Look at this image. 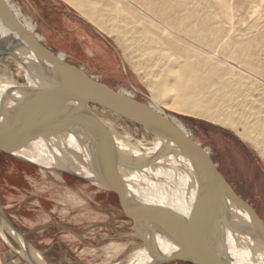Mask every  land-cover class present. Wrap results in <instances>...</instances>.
I'll use <instances>...</instances> for the list:
<instances>
[{
  "label": "water",
  "instance_id": "water-1",
  "mask_svg": "<svg viewBox=\"0 0 264 264\" xmlns=\"http://www.w3.org/2000/svg\"><path fill=\"white\" fill-rule=\"evenodd\" d=\"M0 18L5 27L0 34V56L9 54L14 58L21 52L33 74L50 81L37 96H20L0 104V152L48 170L68 173L117 194L136 234L153 255L149 264H264L263 218L231 185L206 149L148 103L115 90L82 67L61 59L25 26L8 0H0ZM66 99L82 101L87 107L68 104ZM93 104L107 107L152 132L155 128L148 120L159 121L183 157L187 166L183 171L188 178L182 181L177 176L172 183L162 181L163 185L157 187L160 195L178 196V201L171 203L163 198L145 208L169 240V253L161 250L143 207L131 195L136 193L132 185L141 193L149 181L158 183L146 173L155 161L137 159L133 150L124 149L119 135L91 111L89 106ZM68 110L76 116L67 115ZM35 144H42L60 162L41 165L18 153ZM132 172L140 176L133 184L128 180ZM0 220L17 237H24L1 207Z\"/></svg>",
  "mask_w": 264,
  "mask_h": 264
},
{
  "label": "bare ground",
  "instance_id": "bare-ground-1",
  "mask_svg": "<svg viewBox=\"0 0 264 264\" xmlns=\"http://www.w3.org/2000/svg\"><path fill=\"white\" fill-rule=\"evenodd\" d=\"M75 1L70 2L77 9H85L86 6L87 13L97 16L96 18L99 16L102 21L107 20V14L103 11L112 12L110 4L103 0ZM138 2L144 10L139 26L135 28L137 33L142 35L139 46L143 58L139 61V68L145 70L150 78L152 98L188 115L235 126L238 130L241 127V133L245 138H252L257 144L264 145L262 55L264 0H197V3H190L188 0H138ZM12 9L16 13L15 9ZM83 13L85 15V12ZM99 27L107 30L103 23H100ZM4 32L5 27L0 18V34ZM14 58L17 61L18 72L24 76V82L9 73L0 74V104L10 103L20 96H37L41 93L42 86L50 83L49 80L33 74L23 53L19 52ZM58 83L59 81L56 84ZM206 94L211 96L208 100L205 99ZM38 96L44 97L42 94ZM169 96L172 97V101L168 104L166 100ZM215 101L223 105L215 106L213 105ZM66 102L87 107V104L75 99H66ZM89 107L93 113L103 117L106 127L119 135L122 139L119 141L124 149L133 150V155L137 159L155 161L154 166L148 168L146 173L158 183L149 181L150 184L140 190L141 193L132 185L136 193L131 195L143 207L147 224L156 236L161 250L169 253L172 250L169 240L163 236L155 219L145 208L150 202L161 201L163 198H168L171 203L178 201V196L160 195L157 187L163 185L162 181L172 183L177 180V176L182 181L188 178L183 171L187 166L172 136L154 119L148 120L155 128L152 132L146 126L125 119L107 107L96 104ZM157 112L169 118L183 131L167 114ZM65 113L76 116L70 110ZM108 113L144 130L151 137V140L148 139L151 146L139 139L134 141L130 133L119 134L116 122L107 116ZM18 153L41 165L51 166L60 162L53 158L42 144L30 145ZM161 165L169 166L170 169ZM128 175V180L132 184L140 177L135 172ZM162 189L164 190V187ZM152 256L146 249L134 263L129 264H148L153 260Z\"/></svg>",
  "mask_w": 264,
  "mask_h": 264
},
{
  "label": "rangeland",
  "instance_id": "rangeland-1",
  "mask_svg": "<svg viewBox=\"0 0 264 264\" xmlns=\"http://www.w3.org/2000/svg\"><path fill=\"white\" fill-rule=\"evenodd\" d=\"M70 1L8 0L18 17L24 23L27 22L30 29L60 58L82 67L97 80L115 90L133 98L135 96L138 101L148 103L153 109L167 114L184 133L189 134L209 152L231 185L253 205L264 220L263 143L258 145L252 138H245L241 133V127L238 130L235 126L188 115L152 98L150 78L145 70L139 68V61L143 58L139 46L142 35L137 33L135 28L139 26L144 10L138 0H103L112 7V12L103 11L107 14V20H103L104 22L99 16L96 18L97 16L87 13L86 6V10L81 9L85 12L84 15ZM189 1L193 3L197 0ZM100 23H103L107 30L101 29ZM262 50L264 58V35ZM18 54L19 52L16 56ZM8 55L0 56V74L9 73L24 82L23 74L18 72L17 61ZM209 97H211L209 94L205 95L206 100ZM166 101L168 104L171 103L172 97L169 96ZM213 105L223 104L215 101ZM107 116L116 122L119 134L130 133L134 141L139 139L151 146L149 142L151 137L144 130L111 113ZM0 156L24 167L33 179H28L31 184H26L21 194L14 193V189L9 190L7 194L12 193L10 204L15 207L20 206V213L23 212L22 215L29 221H52L59 223L61 228L67 226L68 221L71 222L70 226L76 227L75 231L78 233L71 236L81 239L83 252L79 256L84 262L92 260V263L88 264H129L134 263L145 253L143 241L136 234L133 221L117 194L68 173L48 170L2 152ZM9 169L13 172L11 165ZM37 199L43 201V212L33 211ZM93 210L102 211V219L108 220L107 237L110 239L118 236L121 242L117 246L115 243L102 244V250L95 251L90 256L86 248L88 245L84 246V244L91 240L87 238L84 242L85 228L82 227L81 222L88 220L91 215L94 217L92 212L88 213ZM26 213L32 216H26ZM20 220L23 219H18L19 222ZM116 221L119 225L118 232L115 227ZM160 264L193 263L169 261Z\"/></svg>",
  "mask_w": 264,
  "mask_h": 264
},
{
  "label": "crops",
  "instance_id": "crops-1",
  "mask_svg": "<svg viewBox=\"0 0 264 264\" xmlns=\"http://www.w3.org/2000/svg\"><path fill=\"white\" fill-rule=\"evenodd\" d=\"M25 25L30 28L27 22H25ZM10 165L13 168V172L9 169ZM28 179L33 180L27 174L24 167L22 168L18 164L12 163L8 158L0 156V207L24 235V237H17L0 220V264L92 263V260H89L90 262H84L83 258L79 256L83 252L81 248L82 242L81 239L75 236L72 238V234L76 235L78 233L75 231L77 229L76 227L70 226L69 223L71 222L68 221L67 226L65 225L61 228L59 223L52 221H29V219L22 215L23 212L20 213V206L15 207L10 204L12 193L7 194L10 192L9 190L14 189V193L21 194L22 190H25L26 184H31ZM42 203L43 201L40 202L37 199L33 211L43 212L44 206ZM38 207L41 209H38ZM51 212L54 211L51 210ZM91 212L95 216L93 217L91 215L88 220L81 222L82 227L85 228L83 235L84 242L87 241V238L91 240L89 243L84 244V246L88 245L86 248H88L90 256L95 251L100 252L102 250V244L115 243L117 246L121 242L118 236L115 238L111 237L110 239L107 237L109 223L106 218L102 219L103 212L93 210L88 213L90 214ZM26 216H32V214L26 213ZM18 219L23 220L19 222ZM110 224L112 225V223ZM118 226V221H116V232H118ZM70 256L71 258H69Z\"/></svg>",
  "mask_w": 264,
  "mask_h": 264
},
{
  "label": "trees",
  "instance_id": "trees-1",
  "mask_svg": "<svg viewBox=\"0 0 264 264\" xmlns=\"http://www.w3.org/2000/svg\"><path fill=\"white\" fill-rule=\"evenodd\" d=\"M185 134H187V133H185ZM188 136H190L189 134H187Z\"/></svg>",
  "mask_w": 264,
  "mask_h": 264
},
{
  "label": "built area",
  "instance_id": "built-area-1",
  "mask_svg": "<svg viewBox=\"0 0 264 264\" xmlns=\"http://www.w3.org/2000/svg\"><path fill=\"white\" fill-rule=\"evenodd\" d=\"M134 98H135V96H134Z\"/></svg>",
  "mask_w": 264,
  "mask_h": 264
}]
</instances>
